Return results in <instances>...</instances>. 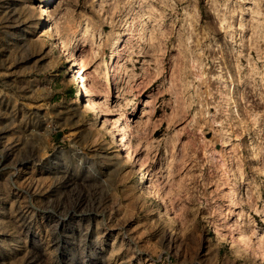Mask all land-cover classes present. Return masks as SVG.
<instances>
[{
    "label": "rangeland",
    "instance_id": "rangeland-1",
    "mask_svg": "<svg viewBox=\"0 0 264 264\" xmlns=\"http://www.w3.org/2000/svg\"><path fill=\"white\" fill-rule=\"evenodd\" d=\"M0 264H264V0H0Z\"/></svg>",
    "mask_w": 264,
    "mask_h": 264
},
{
    "label": "bare ground",
    "instance_id": "bare-ground-1",
    "mask_svg": "<svg viewBox=\"0 0 264 264\" xmlns=\"http://www.w3.org/2000/svg\"><path fill=\"white\" fill-rule=\"evenodd\" d=\"M50 24V17L48 15H46V18L44 20V23L42 25V29H41V32L43 34H47L46 30H45V27L48 26ZM50 39L52 41L55 42V44L57 45L58 47V51L60 52V55L61 56H64L66 58V61L68 62V68H69V72H70V75H71V79L72 80H76L78 81L79 83V87L83 90V94H85V99H86V108L87 110H89L90 114L94 115L96 118H100V115H99V110L97 108V105H99V101L97 100L96 98V88L95 86L90 83L88 81V79L86 78V75L82 69L81 66H77L76 65V62L74 61V59L71 57V55L67 52L66 50V47L64 45V43L59 40L58 38H55V36L53 34H50L49 35ZM114 70V69H113ZM115 72V71H114ZM113 73V72H112ZM116 74V73H115ZM119 82V78L117 75H115L114 77V83L117 85ZM82 92V91H81ZM98 103V104H97ZM104 118V117H103ZM101 119V118H100ZM112 118H109V116H107V118L105 117V119L103 120L105 124H111L112 126L116 127L117 128V133L116 136L119 140L122 141V149L124 150V155H126V158L128 160H130L131 155L126 151V144H125V139L127 137V133L126 131L121 133L120 130L121 128L118 127L117 123L113 122L111 120ZM113 127V128H114ZM113 136V135H112ZM113 136V137H114ZM116 141V140H115ZM120 145V143H119ZM120 148V149H121ZM133 162V161H132ZM134 163V162H133ZM132 163V164H133ZM135 164V163H134ZM135 166V165H134ZM135 168V167H134ZM143 175V174H142ZM145 177H142V180L144 179ZM146 186H147V189L149 188L148 190V194L149 196H154L155 195V189L153 187V185L151 184H148V182L146 183ZM145 186V187H146ZM234 225H235V229L238 230L240 232V222L239 220L236 218V220L234 221ZM215 233L217 235V237L220 236L218 230L216 229L215 230ZM239 239L244 242V239L242 237L241 234H239Z\"/></svg>",
    "mask_w": 264,
    "mask_h": 264
}]
</instances>
